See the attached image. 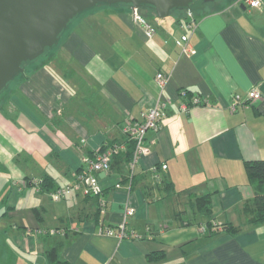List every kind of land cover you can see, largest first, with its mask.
<instances>
[{
	"label": "crops",
	"instance_id": "0c3cea01",
	"mask_svg": "<svg viewBox=\"0 0 264 264\" xmlns=\"http://www.w3.org/2000/svg\"><path fill=\"white\" fill-rule=\"evenodd\" d=\"M200 2L163 18L138 8L153 27L150 38L129 5H97L70 24L47 60L25 67L21 94L11 90L0 110V169L20 156L32 166L40 162L0 194V264H49L51 247L66 264H264V223L248 224L243 213L255 191L244 161L264 159V0L258 7ZM184 35L191 54L181 50ZM158 72L167 77L164 114L158 132L147 133L152 151L135 174L150 181L148 168L164 163L160 172L174 189L144 194L108 171L100 177L105 223L118 222L128 203L135 211L127 228L141 237L100 234L91 218L94 198L70 192L52 201L48 192L61 186L57 176L73 182L84 170L82 154L125 139L122 126L141 120L158 97ZM251 89L259 98L247 99ZM187 92L206 102L183 110ZM46 175L56 187L40 191L34 182ZM203 194L209 216L196 200ZM154 252L161 256L150 259Z\"/></svg>",
	"mask_w": 264,
	"mask_h": 264
},
{
	"label": "water",
	"instance_id": "95a60500",
	"mask_svg": "<svg viewBox=\"0 0 264 264\" xmlns=\"http://www.w3.org/2000/svg\"><path fill=\"white\" fill-rule=\"evenodd\" d=\"M197 0H0V91L24 65L56 46L82 13L97 5L147 8L158 18ZM104 171L98 173L103 177ZM107 218V215H106Z\"/></svg>",
	"mask_w": 264,
	"mask_h": 264
},
{
	"label": "built area",
	"instance_id": "2783aa9c",
	"mask_svg": "<svg viewBox=\"0 0 264 264\" xmlns=\"http://www.w3.org/2000/svg\"><path fill=\"white\" fill-rule=\"evenodd\" d=\"M240 3H246L250 7H258L262 0H238ZM131 16L134 22L141 24L145 29V34L147 37H152L154 30L153 27L148 23L143 15L140 14L139 9L131 7ZM186 28L192 30L195 27V21L193 18L185 23ZM182 52L191 54L194 52L193 46L190 44L188 36L184 35L182 37ZM167 77L161 72H158L155 76V83L158 88V97L153 106L148 108L142 113V119L137 121H127L122 126V132L125 135V139L121 141H115L111 146H108L103 150H95L93 155L89 156L87 154H82L80 157V162L84 165V170L78 172L73 180V182L66 184L64 186H57L55 189L48 192V195L52 201H60L64 199L72 189L76 193H80L83 196H97L98 195V206L100 218L96 223L97 232L100 234H105L109 236H114L118 239L124 238H140L141 236L135 232L133 229L127 228V218L132 215L135 208L128 203H125L121 218L115 224L105 223V212H106V199L101 195L103 186L100 184V177L98 173L100 171L108 172L110 166V158L113 153L121 150L125 146V140L130 139L133 141V151L131 159L128 161L126 166V186L130 187V178L135 173V167L143 156L150 155L151 146L150 142H147L148 132H158L159 130V120L164 114V108L166 101L160 98L161 91L164 87ZM184 93V91L182 92ZM260 94L257 90L251 89L247 94V99L252 101L259 98ZM238 100L239 95H235ZM206 99L201 98L198 95H193L191 97L190 104H183L182 109L188 110L190 105L204 104ZM152 142V141H151ZM165 168V164L162 163L160 166L158 164H153L148 168V171L152 173L154 181H161L162 174L161 169ZM116 187L119 183L115 184ZM205 226V225H204ZM204 226L201 229H204ZM216 226V225H215ZM216 228V227H215Z\"/></svg>",
	"mask_w": 264,
	"mask_h": 264
},
{
	"label": "trees",
	"instance_id": "16d2710c",
	"mask_svg": "<svg viewBox=\"0 0 264 264\" xmlns=\"http://www.w3.org/2000/svg\"><path fill=\"white\" fill-rule=\"evenodd\" d=\"M59 42V41H58ZM186 93V92H185ZM188 97L190 98L189 101H191V97L193 96L192 93L187 92ZM192 95V96H191ZM115 140H112L108 143H103L99 149L97 150H103L106 149L108 146H111ZM133 151V141L130 139L125 140V146L123 149L117 151L116 153H113L110 158V166H109V172H117L121 174L120 182H126L127 177L125 174H122L123 168L127 166L128 161L131 159ZM94 151H91L89 153H85L89 156L93 155ZM244 170L248 179V182L254 187V196L251 200L246 201L243 204V213L247 217L246 221L248 224H260L264 223V159H255V160H245L244 161ZM146 176V174H142V176ZM148 175H150L151 180L154 181L152 177V173L148 171ZM142 176H139V174H133L130 178V189L135 187H141L143 190V193H150V189L153 187H164L165 189H174L172 186V181H170L167 176L162 174L161 181H146L145 178ZM37 186H39L40 191L49 190L50 188L56 187L53 183V180L50 176H42L35 180L34 182ZM113 187V186H110ZM107 191V188L101 191V195L105 198V192ZM95 199V210L91 214L92 220L97 223L100 214H99V206H98V195L97 196H84L85 200L88 199ZM199 203V209L200 211L206 215L209 216L211 212L210 207V197L209 194H203L199 195L196 199ZM105 218V217H103ZM66 218L64 219V221ZM207 226H212V223L210 220L206 221ZM224 227L231 226L229 224H224ZM240 229V227H234V231ZM161 254L154 252L149 254L150 259H156L160 257ZM46 257L48 259L49 264H66L65 261H62L59 259L57 249L55 247H51L46 251Z\"/></svg>",
	"mask_w": 264,
	"mask_h": 264
},
{
	"label": "rangeland",
	"instance_id": "374dc122",
	"mask_svg": "<svg viewBox=\"0 0 264 264\" xmlns=\"http://www.w3.org/2000/svg\"><path fill=\"white\" fill-rule=\"evenodd\" d=\"M200 1L201 0H197L196 2L192 3L190 5L189 9L188 8L174 9V10H172V12L168 16H172L174 13L188 12L191 9L193 10L195 7V4L201 3ZM209 7L213 8L214 6H209ZM65 31L63 32V34L65 33ZM54 49H55V45L47 48L45 53H43L38 58L26 63L24 65L23 71L17 73L12 78V80H10L7 83V85L0 91V110L5 109V106L7 105V96H9L11 90H14L15 93L18 92L21 94V92L19 91L20 90L19 82H20V78L22 77L23 73H26V71H27V69H25V67L30 66L33 63L40 62L42 60H47V57L49 55H51V52H53ZM0 114H3V113L0 112ZM39 162L38 161L35 162L34 165L32 166L28 163L27 160L23 159V156H20L19 158L12 160V162H9L7 165V169L1 168L0 169V187H3V188H1L2 193H0V194H3L1 196H6V194H8L10 189H11L10 187H18L16 182H19L20 184H22L23 180H24L23 176L26 174V172H28V174L34 173L39 167ZM18 175H19V177H18ZM109 179H112V178H109ZM57 180L62 186L71 183L70 178H66V177L61 176V175L57 176ZM100 184H101V186H103V183H101V181H100ZM124 184L125 185L123 187H126L125 182H124ZM29 187H33V186H29ZM31 191H33V190L31 189ZM74 192H75L74 189H72L71 194H73ZM13 193H15V189L13 190ZM79 199H81L80 195L78 196V200Z\"/></svg>",
	"mask_w": 264,
	"mask_h": 264
}]
</instances>
